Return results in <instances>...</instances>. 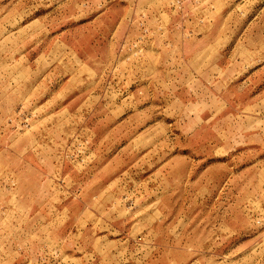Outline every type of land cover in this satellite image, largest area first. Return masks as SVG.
<instances>
[{
	"label": "rangeland",
	"instance_id": "obj_1",
	"mask_svg": "<svg viewBox=\"0 0 264 264\" xmlns=\"http://www.w3.org/2000/svg\"><path fill=\"white\" fill-rule=\"evenodd\" d=\"M0 264H264V0H0Z\"/></svg>",
	"mask_w": 264,
	"mask_h": 264
}]
</instances>
